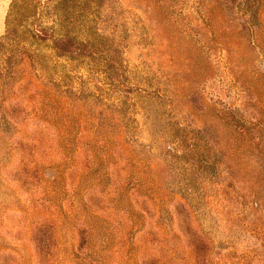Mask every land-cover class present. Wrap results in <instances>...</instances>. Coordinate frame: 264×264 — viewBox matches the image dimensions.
<instances>
[{"label":"rangeland","instance_id":"1","mask_svg":"<svg viewBox=\"0 0 264 264\" xmlns=\"http://www.w3.org/2000/svg\"><path fill=\"white\" fill-rule=\"evenodd\" d=\"M0 264H264V0H0Z\"/></svg>","mask_w":264,"mask_h":264}]
</instances>
